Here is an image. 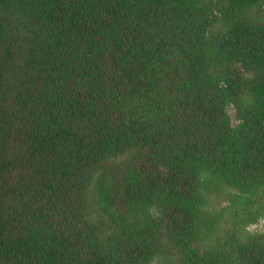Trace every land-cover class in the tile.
<instances>
[{
    "label": "trees",
    "instance_id": "obj_1",
    "mask_svg": "<svg viewBox=\"0 0 264 264\" xmlns=\"http://www.w3.org/2000/svg\"><path fill=\"white\" fill-rule=\"evenodd\" d=\"M207 186L264 207V0H0V264H264Z\"/></svg>",
    "mask_w": 264,
    "mask_h": 264
},
{
    "label": "rangeland",
    "instance_id": "obj_2",
    "mask_svg": "<svg viewBox=\"0 0 264 264\" xmlns=\"http://www.w3.org/2000/svg\"><path fill=\"white\" fill-rule=\"evenodd\" d=\"M229 114L232 118L234 117L233 108H229ZM207 187L200 194L202 217L207 221V224L199 233L198 243L209 245L224 227L232 225L234 221L241 232L249 235H261L264 240V207L252 210V205L249 204L244 206L238 201L230 203V189ZM235 211L238 212L236 219L234 218ZM172 251L174 250L168 247L163 250L155 260V264H180L179 256H176Z\"/></svg>",
    "mask_w": 264,
    "mask_h": 264
}]
</instances>
